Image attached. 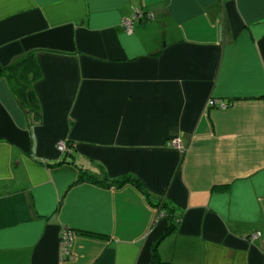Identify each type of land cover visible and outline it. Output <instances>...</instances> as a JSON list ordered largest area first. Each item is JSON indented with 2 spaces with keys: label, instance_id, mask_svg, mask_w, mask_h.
<instances>
[{
  "label": "crops",
  "instance_id": "crops-1",
  "mask_svg": "<svg viewBox=\"0 0 264 264\" xmlns=\"http://www.w3.org/2000/svg\"><path fill=\"white\" fill-rule=\"evenodd\" d=\"M138 8L154 19L128 33ZM31 52L39 119L1 74ZM263 248L264 0H0V264H264Z\"/></svg>",
  "mask_w": 264,
  "mask_h": 264
},
{
  "label": "trees",
  "instance_id": "trees-1",
  "mask_svg": "<svg viewBox=\"0 0 264 264\" xmlns=\"http://www.w3.org/2000/svg\"><path fill=\"white\" fill-rule=\"evenodd\" d=\"M1 74L7 76L14 94L19 101V104L28 115V117L30 116L32 119H39V101L33 84L38 79L40 73L34 54L31 52L20 61L5 66L1 70ZM67 142L68 145L73 148V144L70 142V140H67ZM70 153H72V151L65 152L63 154L67 155ZM64 162H66V160H62L57 164H62ZM76 182L105 183L109 186H122L129 183L138 188L146 196V198L150 200V193L145 189L143 183L136 177H124L122 180H118L111 179L107 176L100 178L99 176L88 174L87 172L82 171ZM157 205L158 207L165 209V211L170 214L172 218L175 217L173 206H171L168 202H166L165 200H160L159 202H157ZM174 225L175 224H171L169 228L158 239L161 240L172 233L175 229ZM150 264L173 263L164 262L158 252L155 250Z\"/></svg>",
  "mask_w": 264,
  "mask_h": 264
},
{
  "label": "built area",
  "instance_id": "built-area-1",
  "mask_svg": "<svg viewBox=\"0 0 264 264\" xmlns=\"http://www.w3.org/2000/svg\"><path fill=\"white\" fill-rule=\"evenodd\" d=\"M153 19H154V14L152 11L138 8L134 11V13L131 16L123 18L122 26L124 27L126 32L131 33L133 30V23L135 21H150ZM208 105L211 107L226 109L229 106V103L224 99L212 98L209 100ZM170 145L179 149L182 153L186 151V147L180 138H175L172 141H170ZM57 149L62 153L72 151V148L68 145V142L65 139H62L58 142ZM74 236H75L74 231L68 229L64 230L60 241V248H61L60 251H61V256L63 258L73 257V255L71 254V246L74 240ZM260 236H262V233L256 232L252 234L250 238L251 240H254ZM262 252L264 256V248Z\"/></svg>",
  "mask_w": 264,
  "mask_h": 264
}]
</instances>
